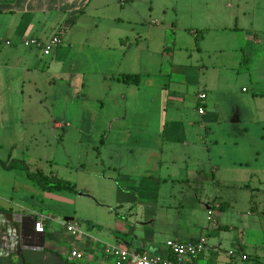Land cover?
Here are the masks:
<instances>
[{"label": "rangeland", "instance_id": "obj_1", "mask_svg": "<svg viewBox=\"0 0 264 264\" xmlns=\"http://www.w3.org/2000/svg\"><path fill=\"white\" fill-rule=\"evenodd\" d=\"M118 2L114 0L107 15L87 11L62 43L58 57L19 44L20 50L41 61L39 71L0 68V160H20L25 167L0 168V197L13 199L14 211L22 215L51 217L46 244L62 256H68L73 244L83 253L80 236L68 233L66 225L77 222L83 232L103 237L110 223L106 210L84 198L88 189H94L93 195L101 199L96 192L102 191L96 182L102 175L101 142L109 140L113 146L128 142L137 155L142 148L133 146L135 140L148 138L146 128L157 133L165 122L168 93L159 87L168 82L171 63L188 69L189 80L195 83L188 85V93L197 95L203 89L201 66L218 61L228 65L224 74L231 81L232 107L241 117L232 122L230 134L211 126L230 143L217 149L214 159L220 156L227 164L243 157L246 170H237L245 172L242 179L248 186L221 190L218 201L228 200L230 206L214 212L221 213L219 221L228 228L214 233L211 229L209 239L221 247V260L232 255V261L242 263L237 251L241 243L251 256L264 257V0H132L124 8ZM93 4L99 5V0ZM97 25V33L110 30L111 50L99 45V34L88 33V45L71 41L79 30L94 31ZM57 30L53 20L42 37L48 40ZM122 40L126 41L121 45ZM2 46L10 47L5 40ZM245 55L251 59L249 71H244ZM147 63L154 65L148 73L157 74L151 79L152 100L143 94L134 100L118 77L144 75ZM179 106L197 118L193 105L182 101ZM27 171L69 181L79 193L44 192L27 178ZM202 191L204 197L215 198L207 185Z\"/></svg>", "mask_w": 264, "mask_h": 264}, {"label": "crops", "instance_id": "obj_2", "mask_svg": "<svg viewBox=\"0 0 264 264\" xmlns=\"http://www.w3.org/2000/svg\"><path fill=\"white\" fill-rule=\"evenodd\" d=\"M95 1L97 0H0V57H4L0 68L21 69L27 73L39 71L41 61L37 62L20 50L19 44L30 38L45 40L46 38L42 36L53 20L58 27L55 34H62L63 43L77 28L81 17H85L87 11L107 15L114 4V0H99V5H94ZM118 1L124 8L126 3L132 0ZM124 13L125 10L121 12ZM113 18L121 21L119 17ZM97 30L98 25L94 31L79 30L75 38L70 40L74 44L82 42L88 45V33L97 36L99 34L101 35V38L97 37L101 40L99 45L111 50L108 44L110 30L105 28L98 33ZM196 34L197 38L201 35L199 32ZM4 40L11 42L8 46L12 48L3 47ZM125 41L122 40L120 44ZM61 45L53 54L55 57L60 55ZM171 57L174 58V55ZM244 61L246 64L244 71H249L250 57L245 55ZM216 62L201 66L204 75L203 89L197 95L188 93V85L195 86V83L189 80L188 69L178 65L181 67L179 68L177 64L171 63L168 82L159 87L165 88L168 93L165 122L157 133L153 131L154 129L146 128L145 136L148 138L135 140L133 146L142 148L137 155L135 149L126 144L128 142L116 143L114 146L109 140L101 143L99 172L102 175L96 180L102 190H96L101 199H96L93 195L94 189H88L84 198L89 199L96 209L101 207L106 210L110 215H107L110 223H107L104 236L99 237L87 231L83 232L80 225L74 222L82 231L80 241L85 251L82 253L84 259L81 263L69 260L70 253L78 250L77 244L72 245L67 257L62 256L54 246L46 244L50 228L48 222L45 223L44 233H37L33 225L35 215L28 216L15 212L13 208L16 205L13 199L0 197V207L4 210L2 213L12 214L18 224H24L25 235L34 237L35 243L44 241V246L39 248L40 253L51 260L58 259L63 263L114 264L113 259L104 254L105 245L126 246L139 253L172 259L173 255L167 247L168 241H197L201 237H207L208 248L199 260L201 264H242L232 261V256L230 259L221 260V247L211 244L209 239L211 229L214 233L218 229L228 228L220 223V212H214V223L209 224L210 209L214 211L219 206L220 210H224L230 206L228 200L218 201L221 190L232 191L238 187L248 186L245 179H242L245 172L237 170H246L244 168L246 161L243 157L230 159L227 164H222L220 156L217 160L214 159L215 151L217 149L220 151L221 147L230 143L217 135L212 127L217 129L221 126L230 134L232 122L241 117L238 109L232 107L231 81L229 76L224 74V68L229 69L228 65ZM153 67L154 65L147 63L143 67L144 75L135 74L140 75L139 85H126L129 87V97L137 100L143 94L148 100H152L150 92L154 90L151 87V79L157 74L151 75L148 72L149 70L153 72ZM179 69H183L182 73L177 72ZM131 88L136 90H130ZM201 94L206 95L204 100L199 99ZM182 101L194 106L196 119L181 110L179 104ZM199 108L204 109L203 115L199 114ZM209 145H213L212 149ZM112 147H116L114 153H110ZM128 153H131L130 156ZM179 170H185L186 173L180 175ZM204 185L208 186V192L215 198L203 196ZM77 191L79 193L78 186ZM205 199L207 206H210H206L207 214L203 213ZM246 250L244 243L237 245V251L247 255L254 264H264L263 256L253 257ZM15 253L16 250L11 251L8 248L0 250V260L3 257L13 260L17 256Z\"/></svg>", "mask_w": 264, "mask_h": 264}, {"label": "built area", "instance_id": "obj_3", "mask_svg": "<svg viewBox=\"0 0 264 264\" xmlns=\"http://www.w3.org/2000/svg\"><path fill=\"white\" fill-rule=\"evenodd\" d=\"M62 43V34H55L48 40L39 38H30L24 41L26 48H33L41 51L43 56H51L55 53ZM7 45L11 42L7 41ZM206 98L205 94L199 95L200 100ZM199 114H204V109L199 108ZM219 208V206H218ZM214 211H209V220L213 221ZM49 218L43 215H35L33 224L36 227L37 233H44L45 223ZM214 222V221H213ZM68 233L72 236L82 235V231L77 223L66 225ZM30 244L33 248L39 249L41 243H35L34 237H30ZM8 237L0 233V250L4 251L8 248ZM167 247L171 251L173 258H163L156 255H148L131 250L126 246L120 245H105L103 248L104 254L113 259L114 264H201L200 258L204 255L208 248V238L201 237L197 241H176L170 240L167 242ZM232 253V252H230ZM232 256V255H231ZM242 264H254L247 255L242 254ZM84 259L83 254L78 250L70 253L69 260L75 261Z\"/></svg>", "mask_w": 264, "mask_h": 264}, {"label": "trees", "instance_id": "obj_4", "mask_svg": "<svg viewBox=\"0 0 264 264\" xmlns=\"http://www.w3.org/2000/svg\"><path fill=\"white\" fill-rule=\"evenodd\" d=\"M119 80L125 85H139L140 75L122 74ZM0 168L6 171L25 169L24 163L20 160H12L11 162H5V161L0 160ZM26 176L31 182L37 185L42 191L47 192V193L76 194L78 192L76 184H73L69 181H66V180H63L57 177L47 176L43 172L27 171ZM0 212H4L3 208L1 207H0Z\"/></svg>", "mask_w": 264, "mask_h": 264}, {"label": "water", "instance_id": "obj_5", "mask_svg": "<svg viewBox=\"0 0 264 264\" xmlns=\"http://www.w3.org/2000/svg\"><path fill=\"white\" fill-rule=\"evenodd\" d=\"M24 228H26L24 224L21 225L15 221L14 215L0 212V233L8 237V249L11 251L16 249L17 253L15 254L17 256H23L26 250L36 253L40 252L39 249L31 246L30 235H25ZM42 246H44V241L41 242Z\"/></svg>", "mask_w": 264, "mask_h": 264}, {"label": "flooded vegetation", "instance_id": "obj_6", "mask_svg": "<svg viewBox=\"0 0 264 264\" xmlns=\"http://www.w3.org/2000/svg\"><path fill=\"white\" fill-rule=\"evenodd\" d=\"M15 258L16 260L14 261L11 258L3 257L0 260V264H70L63 263L58 259L51 260L40 252L36 253L31 251H25L23 256H16Z\"/></svg>", "mask_w": 264, "mask_h": 264}, {"label": "bare ground", "instance_id": "obj_7", "mask_svg": "<svg viewBox=\"0 0 264 264\" xmlns=\"http://www.w3.org/2000/svg\"><path fill=\"white\" fill-rule=\"evenodd\" d=\"M31 232H32V231H31ZM27 233H28V232H27ZM33 233H34V232H33ZM35 238H37V237H35ZM37 239H38V238H37ZM40 241H41V240H40ZM40 241H39V242H40Z\"/></svg>", "mask_w": 264, "mask_h": 264}]
</instances>
